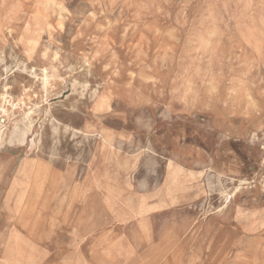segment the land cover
<instances>
[{"label": "rangeland", "instance_id": "obj_1", "mask_svg": "<svg viewBox=\"0 0 264 264\" xmlns=\"http://www.w3.org/2000/svg\"><path fill=\"white\" fill-rule=\"evenodd\" d=\"M99 1L0 0V264H264V0Z\"/></svg>", "mask_w": 264, "mask_h": 264}, {"label": "bare ground", "instance_id": "obj_2", "mask_svg": "<svg viewBox=\"0 0 264 264\" xmlns=\"http://www.w3.org/2000/svg\"><path fill=\"white\" fill-rule=\"evenodd\" d=\"M49 79H50V75L46 73L43 77V82L45 85L49 82ZM3 109L7 110V108H3ZM20 122H24V123L29 122V125H31V121L28 120L26 116L22 117L21 119L15 120L13 122V128L11 132L9 131L10 132L9 135L5 134V130H3L4 127L0 124V142H4L5 140H7L8 142H14V141L23 142L25 139L26 133L28 131L29 125L25 124L24 127H22L20 125Z\"/></svg>", "mask_w": 264, "mask_h": 264}, {"label": "built area", "instance_id": "obj_3", "mask_svg": "<svg viewBox=\"0 0 264 264\" xmlns=\"http://www.w3.org/2000/svg\"><path fill=\"white\" fill-rule=\"evenodd\" d=\"M1 120H2V121H4V120H5V118L3 117Z\"/></svg>", "mask_w": 264, "mask_h": 264}]
</instances>
